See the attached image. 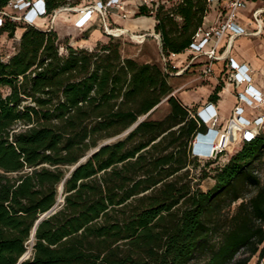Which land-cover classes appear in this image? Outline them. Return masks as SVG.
Masks as SVG:
<instances>
[{
  "label": "trees",
  "instance_id": "obj_1",
  "mask_svg": "<svg viewBox=\"0 0 264 264\" xmlns=\"http://www.w3.org/2000/svg\"><path fill=\"white\" fill-rule=\"evenodd\" d=\"M10 1L0 0V11ZM70 1L45 0L47 12ZM207 11V0L158 8L165 57L185 53ZM137 15L151 16L144 6ZM20 27L14 52H0V264L264 260V132L215 167L203 190L207 172L196 177L190 166L203 163L192 146L208 125L194 117L197 107L173 96L168 77L177 68L124 57L115 37L91 49L74 46L54 29L7 16L0 35L13 38ZM165 98L164 118L141 120ZM62 183L60 209L31 240Z\"/></svg>",
  "mask_w": 264,
  "mask_h": 264
},
{
  "label": "built area",
  "instance_id": "obj_2",
  "mask_svg": "<svg viewBox=\"0 0 264 264\" xmlns=\"http://www.w3.org/2000/svg\"><path fill=\"white\" fill-rule=\"evenodd\" d=\"M137 7L144 6L148 9L149 14L155 18L156 11L160 6L169 7L174 6L176 3L183 0H135ZM216 2V0H207L208 10L209 6ZM72 0L64 5L53 10L52 13L47 12V5L45 0H12L8 4V8H12L13 13L6 10L0 11V25L2 24L4 17H10L14 22H23L26 24L34 25L36 27H40L42 29H54L52 23L55 20L56 16L60 12H64L65 10H76L79 14L84 16L83 21L79 22V19L74 23L79 29L84 27L86 21L91 18L92 14H98L102 17V25L104 31L110 37L118 38L122 36V32L124 30L115 28L109 22V17L112 15H117L124 19H129L134 17L131 14V11L128 9V5L126 0H90L86 2L83 6H78L74 3L71 5ZM246 6L245 0H227L225 11L221 15L217 22L205 25L204 21L201 26L197 28L195 31L192 41L185 50L187 53L186 59V67L181 66L177 69L176 72H171L170 75H181L185 72L191 63H201L203 64V68L197 79L206 82V80L214 74V65L217 61H227L229 69V76L233 79L237 84H246V87L243 91L236 92L237 102L232 110V117L235 122L244 128L242 135L238 138L239 144H241L244 140L252 139L259 133H262L264 129V113L262 115L257 116L253 120H249L245 117L244 111L246 105H258L264 104V93L258 92L255 90L250 81H251V69L247 65H239L232 58H229L225 55L227 51V45L222 46V42L225 38H228V41L233 38L249 34V31L238 24V14L239 11ZM20 15H17V13ZM263 9H258L253 13V17L257 20V23H260L262 20ZM207 14V13H206ZM206 15L204 17V20ZM156 19V18H155ZM157 21V20H156ZM44 25L45 27H43ZM259 28L257 31L259 32ZM117 33V35H116ZM156 40L161 43V36L158 33L152 34ZM145 36H142V40H144ZM224 48V49H222ZM176 54L171 53L168 57L169 59L174 58ZM9 56V55H8ZM7 56V57H8ZM6 57V58H7ZM164 59H166L164 57ZM176 68L175 66H173ZM220 114L215 110L214 105L212 103H208L206 106L201 108H197L196 115L194 117L198 118L204 124L208 125H217L220 122ZM216 132V131H215ZM199 133L198 135H200ZM197 135V136H198ZM206 133H202L200 136H205ZM221 137H226V133L224 132ZM197 137L195 138V140ZM195 140L193 144L195 143ZM215 140V139H214ZM213 152V151H212ZM203 157V156H201Z\"/></svg>",
  "mask_w": 264,
  "mask_h": 264
},
{
  "label": "crops",
  "instance_id": "obj_3",
  "mask_svg": "<svg viewBox=\"0 0 264 264\" xmlns=\"http://www.w3.org/2000/svg\"><path fill=\"white\" fill-rule=\"evenodd\" d=\"M90 0H80L79 2H76L75 4L78 6H83ZM126 3L128 5V9L131 11V14L134 16L132 18H121L117 15H112L109 17V22L112 24L115 28L124 30V34H132L135 36H138L141 38L139 40V43H144L148 40V38H154L153 33L155 34V25H156V19L152 16H138L139 8L136 5L135 0H126ZM227 0H216V2H213L209 6V10L207 11L206 18L204 20L205 25H210L215 22H217L221 17V15L225 11ZM246 6L242 8L239 11L238 14V24L247 29L249 31V34H244L237 36L233 38L232 40L228 41V38H225L222 42V46L224 47L227 45V51L225 53L226 56L229 58H232L234 62H236L239 65H247L251 69V85L252 87L257 90L258 92L264 93V0H245ZM263 9L262 13V20L260 23H257V20L253 17V13L258 10ZM67 12H63L60 14V17L67 18V21H70L68 25V30H66L65 33H63V36H60V33L58 34L57 29L54 28V30L57 32L59 37H65L69 36L70 30L72 31H87V35L85 36V39L87 40L91 37L94 30H100L104 37L109 38L107 33L103 29L102 25V17L98 15L97 13L92 14L91 18H89L86 23L84 24V27L82 29H79L77 26L74 25V23L79 19V22L83 21L84 16L82 14H79V12H76V10H65ZM63 17V18H64ZM144 18V20H143ZM135 21L138 22L139 24ZM141 27L143 30H145L143 33L133 34V29ZM259 28V32L253 33L257 31ZM23 31V29H22ZM22 34V33H21ZM20 34V36H21ZM20 36L18 38H20ZM142 36L144 37V40H142ZM254 38V39H252ZM96 39V38H95ZM156 40V38H154ZM103 40V39H102ZM95 41L93 42V45L95 46L98 42L102 41ZM89 41V40H88ZM91 43V42H90ZM158 45L161 48L160 43L158 42ZM85 47L89 48V45L85 44ZM92 48V47H90ZM258 49L260 53H258L256 50ZM224 49V48H222ZM129 57V56H127ZM174 58L177 60L175 67L180 68L181 66H187L186 65V59H187V53L184 54L181 53L180 55H175ZM182 58V59H179ZM191 63L192 66H188V68L185 70V72L181 75H184L187 71H189L191 68L194 70V72H201V69L203 68V64L199 63ZM198 65V66H197ZM228 62L227 61H217L214 65V74L210 76L206 82H201L199 85L195 86V89L193 91H196L197 89H202L204 93L197 95L195 97H190L189 101H183L185 104H191L194 105L197 108H201L203 106H206L208 103H212L214 105L215 110L218 112L220 117L219 127L217 128L220 130H216L215 135L218 133L222 135L224 132L226 133L228 126H229V133L230 135H234L235 138H237V145L238 146V138L242 135V132L244 128L242 126H239L235 120L232 117V110L237 102L236 99V92L243 91L246 87V84H237L233 79L229 76V69L227 68ZM198 75H195L191 81L196 80L198 78ZM190 81V82H191ZM187 84V83H185ZM219 87V90L217 91V99H211L210 95L216 91V88ZM189 91H192L191 89L187 90L184 89V87H180L176 90V94L180 96L182 92L186 93L187 96H189ZM228 96L231 99V102L228 106L224 105V97ZM264 113V104L258 105L257 103L254 105H246L244 115L247 119L253 120L259 115H262ZM230 115V118H227ZM227 122L226 125H222V122ZM223 122V123H224ZM216 141V140H215ZM226 142V141H225ZM224 145V144H223ZM233 145V147H235Z\"/></svg>",
  "mask_w": 264,
  "mask_h": 264
},
{
  "label": "rangeland",
  "instance_id": "obj_4",
  "mask_svg": "<svg viewBox=\"0 0 264 264\" xmlns=\"http://www.w3.org/2000/svg\"><path fill=\"white\" fill-rule=\"evenodd\" d=\"M79 1L80 0H72L73 3H76ZM7 11L13 13L12 8H10V7L7 9ZM64 12L70 13L68 11H64ZM62 13L63 12L58 13L55 20L52 23L53 27L57 29L58 34L60 33V36H63L62 34L65 33L66 30H68V25L70 24V23H68L70 21H67L66 15H65V17L63 15L64 18L60 17V14H62ZM20 14H21V12L17 13V15H20ZM143 20H144V18H143ZM135 22L138 25L139 24L138 22H140V21H135ZM42 26L45 27L44 25H42ZM22 29L23 28L20 27L16 31L15 36L13 38L8 37L6 33H3L2 35H0V52L4 55V57H7L9 54H12L14 52V48H15L18 40H19L18 37L23 32ZM144 31L145 30H143L141 27L138 26V28L133 29V34L139 35L140 33H143ZM69 32H70L69 36L67 35L65 37H60V39L63 40L64 42H69L70 44H73L74 46L85 47V44H87V45H89V48L90 47L94 48L95 46L93 45V42L95 43V41H99V40L103 39L102 41L98 42V44L107 43L110 41L109 38L104 37L103 33L100 30H94L91 37L89 39H87L86 41L83 39H85V36L88 34L87 31L82 32L79 30L78 31L70 30ZM252 39H254V38H252ZM112 40H114V42L119 43V45L121 46L120 47L121 54L124 57L129 56L130 58H133L140 63H143V62L157 63L162 68H164L168 64L171 66L176 65L177 60L175 58L169 59L168 57H165V55L162 52V49L158 45V41L155 40L154 38L149 37L148 40L142 44L138 42L139 40H141V38H135V37H133L132 34L131 35L125 34V35H122V36L115 38V39H112ZM73 42H75V43H73ZM255 50L257 52L259 51L256 48H255ZM258 53H260V52H258ZM164 57L166 59H164ZM179 59H182V58H179ZM190 66H192V65H190ZM198 74H199V72H194V70L191 68L189 71H187L182 76L173 75V74L169 75V77H168L169 81L168 82L173 88V92H172L173 96L175 95L182 102L183 101L188 102L190 97L193 98L197 95L204 93V91L202 89H197L196 91H193V89H195V86L199 85L202 82L199 79L191 81V79H193L195 77V75H198ZM185 83H187V84H185ZM180 87H184V89H187V90L191 89L192 91H189V96H187L186 93H184V92H182L180 94V96L178 94H176V90ZM2 90H3L2 92L4 94H7L9 91H11L7 87H4ZM223 100H224L225 106H228L231 102V99L228 96L224 97ZM187 105L188 106H194L191 104H187ZM168 113H169V104L167 102V98H165L161 101V103L158 106H156L153 109V111L151 113H149V115L143 116V117H141V119L148 117L149 119L159 120V119L164 118ZM227 118H230V115ZM223 122H222V125L227 124V122H224V123ZM210 127L214 128L213 125H210ZM218 127H219V123H217V125L215 126L214 129L218 130L217 129ZM228 130H229V126H228V129L226 131V137H221V135L219 133L216 135V138H215L216 141H213V144H211V146H210V148L213 149V152L212 153H211V151L207 152L208 153L207 155H209V156H207V157L206 156L205 157L200 156L199 157L202 159L203 163H199L200 165L197 168H192L193 167L192 165L190 166L191 174L195 175L196 177L200 176L204 170L207 172L208 176L204 180H202L201 184H200V187L203 190H207L208 188H210L213 185L214 179L212 178V176L214 174V171H213L214 168L218 167V166H222L223 164H225L227 162L229 156L235 150V148H238L241 145L239 143H238V146L234 145V144L237 145V143H236L237 138H235L234 135L233 136L230 135ZM219 131L220 130H218L217 132H219ZM213 132L210 131V133L214 134V135L212 134L213 137H212L210 142H212V140L215 136V131L213 130ZM262 132H264V129ZM126 134H127V132H123V133L119 134L118 136H116L113 140L122 139L126 136ZM201 139H202V136H200L195 141L197 149L199 147L198 143H199V141H201ZM233 145L235 147H233ZM221 152H224V153L221 154ZM207 159H212V160H214V162L206 165ZM258 164H259L258 165L259 175L261 177V180H263L262 182H264V156L261 158V160L259 161ZM248 264H264V260H259L258 255H255Z\"/></svg>",
  "mask_w": 264,
  "mask_h": 264
},
{
  "label": "water",
  "instance_id": "obj_5",
  "mask_svg": "<svg viewBox=\"0 0 264 264\" xmlns=\"http://www.w3.org/2000/svg\"><path fill=\"white\" fill-rule=\"evenodd\" d=\"M143 120V119H142ZM141 121V120H140ZM133 128H135V125L133 126ZM133 128H131V129H133ZM130 129V130H131ZM129 130V131H130ZM200 135H202V133L200 134ZM200 135H198L197 136V138L200 136ZM112 141V139L111 140H107V141H105V143H102L100 146H102V145H104V144H106V143H109V142H111ZM99 146V147H100ZM98 147V148H99ZM98 148H96L95 150H97ZM195 149V144H193V146H192V150H194ZM94 150V151H95ZM93 153V152H92ZM90 155V154H89ZM89 155H87V156H85V157H83L75 166H73L72 167V169H74L79 163H81L82 161H84V160H86L87 159V157L89 156ZM91 156V155H90ZM64 183V182H63ZM63 183L60 185V187H59V197H58V200H57V204H55V206H53V208H51L48 212H46L44 215H42L39 219H38V221H36V224H35V226H34V228H33V231H32V234H31V240L34 238V233H35V230H36V227H37V225H38V223L45 217V216H49V215H51V214H54L58 209H60V207H61V202H63V200L61 201V197L60 196H62V192H63ZM25 256H26V254L23 256V258L22 259H24L25 258ZM21 259V260H22Z\"/></svg>",
  "mask_w": 264,
  "mask_h": 264
},
{
  "label": "bare ground",
  "instance_id": "obj_6",
  "mask_svg": "<svg viewBox=\"0 0 264 264\" xmlns=\"http://www.w3.org/2000/svg\"><path fill=\"white\" fill-rule=\"evenodd\" d=\"M122 33L121 34H124V32H126V31H121ZM116 35H117V33H116ZM133 37H135V38H139L138 36H135V35H133ZM138 42H140V41H138ZM142 120V119H141ZM215 131V130H214ZM212 132H213V129H212ZM214 133V132H213ZM213 133H209L208 135H205V136H202V139H201V141H199V143H198V146L200 147H198V149H197V146H196V143H194L195 144V150H196V152L199 154V155H201V156H203V157H207V156H209V155H207L208 153V151H211V153H212V151H213V149H211L210 148V146H211V144H213L212 142H210L211 141V139H212V137H213ZM213 134V135H212ZM200 137V136H199ZM198 137V138H199ZM197 138V139H198ZM214 138H216V135L214 136ZM213 138V139H214ZM196 139V140H197ZM195 140V141H196ZM213 141V140H212ZM215 146V145H214ZM199 152H198V151ZM202 150V151H201ZM201 151V152H200ZM61 198V201L63 200V197L62 196H60Z\"/></svg>",
  "mask_w": 264,
  "mask_h": 264
},
{
  "label": "clouds",
  "instance_id": "obj_7",
  "mask_svg": "<svg viewBox=\"0 0 264 264\" xmlns=\"http://www.w3.org/2000/svg\"><path fill=\"white\" fill-rule=\"evenodd\" d=\"M205 125V124H204ZM212 129L213 128H211L210 126L208 127V129H207V135L210 133V131H212ZM214 130V129H213ZM216 131V130H215ZM215 139V138H214ZM213 139V141H215ZM213 141H212V143H213ZM192 153H193V155H195V156H198V157H200L201 155H199L197 152H196V150L194 149V150H192Z\"/></svg>",
  "mask_w": 264,
  "mask_h": 264
}]
</instances>
